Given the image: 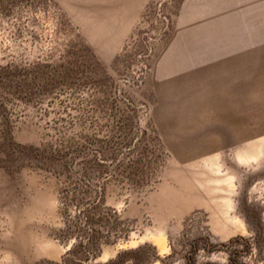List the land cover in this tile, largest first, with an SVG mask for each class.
<instances>
[{"label":"rangeland","instance_id":"1","mask_svg":"<svg viewBox=\"0 0 264 264\" xmlns=\"http://www.w3.org/2000/svg\"><path fill=\"white\" fill-rule=\"evenodd\" d=\"M0 264H264V0H0Z\"/></svg>","mask_w":264,"mask_h":264},{"label":"trees","instance_id":"2","mask_svg":"<svg viewBox=\"0 0 264 264\" xmlns=\"http://www.w3.org/2000/svg\"><path fill=\"white\" fill-rule=\"evenodd\" d=\"M95 208H96V206H95ZM89 239H91V238H89ZM87 249H88V252L89 253H94V254H92V255H95V250L94 249H96L95 248V245H94V241H88L87 242Z\"/></svg>","mask_w":264,"mask_h":264}]
</instances>
